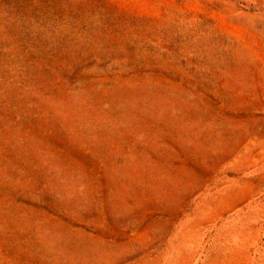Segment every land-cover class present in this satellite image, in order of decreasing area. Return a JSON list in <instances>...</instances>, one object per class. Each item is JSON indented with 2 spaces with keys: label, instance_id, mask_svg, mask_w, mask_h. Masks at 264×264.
<instances>
[{
  "label": "rangeland",
  "instance_id": "obj_1",
  "mask_svg": "<svg viewBox=\"0 0 264 264\" xmlns=\"http://www.w3.org/2000/svg\"><path fill=\"white\" fill-rule=\"evenodd\" d=\"M0 264H264V0H0Z\"/></svg>",
  "mask_w": 264,
  "mask_h": 264
}]
</instances>
